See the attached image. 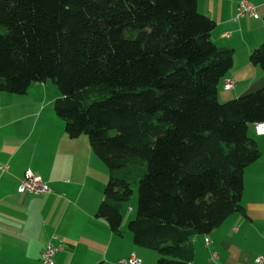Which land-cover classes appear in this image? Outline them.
Listing matches in <instances>:
<instances>
[{
	"label": "trees",
	"instance_id": "1",
	"mask_svg": "<svg viewBox=\"0 0 264 264\" xmlns=\"http://www.w3.org/2000/svg\"><path fill=\"white\" fill-rule=\"evenodd\" d=\"M214 26L197 0H0V92L58 86L66 133L108 170L97 216L120 233L138 184L128 228L157 264L192 261L193 238L244 210L261 156L249 127L264 123V86L219 100L234 55ZM250 59L264 71V42Z\"/></svg>",
	"mask_w": 264,
	"mask_h": 264
},
{
	"label": "crops",
	"instance_id": "2",
	"mask_svg": "<svg viewBox=\"0 0 264 264\" xmlns=\"http://www.w3.org/2000/svg\"><path fill=\"white\" fill-rule=\"evenodd\" d=\"M240 1L197 0L198 10L215 21L212 40L234 55L233 68L219 84L221 102L264 86L263 69L250 59L264 42V0H248L257 6L258 17L237 19ZM227 78L235 79V88L225 89ZM49 88L46 81L33 83L23 95L0 92V165L8 167L0 169V264H41L50 240L61 246L55 264H118L132 253L142 264H157L156 251L135 244L129 218L115 233L97 216L107 167L86 135L71 138L66 133L55 111L56 98H47ZM249 134L261 156L245 169L244 210L192 239L193 264H264L257 262L264 257V133L251 124ZM28 169L53 191L20 194L18 185Z\"/></svg>",
	"mask_w": 264,
	"mask_h": 264
},
{
	"label": "built area",
	"instance_id": "3",
	"mask_svg": "<svg viewBox=\"0 0 264 264\" xmlns=\"http://www.w3.org/2000/svg\"><path fill=\"white\" fill-rule=\"evenodd\" d=\"M244 16H253L258 17V8L252 2L248 0H242L239 2L236 11V18H242ZM236 87V81L233 78H227L225 83V89L231 90ZM259 130L261 133H264V123L258 124ZM2 171H6L8 167L6 165H0ZM18 191L20 194H47L51 193L53 189L50 185L44 181L40 175L34 171L28 169L24 172L23 177L20 179L18 185ZM131 210V208H130ZM211 240L206 238V244L209 245ZM61 246L55 244L53 240H50L42 252L41 264H55V256L60 251ZM264 260V257H258L257 262L261 263ZM118 264H142L141 259L135 254L132 253L128 258L120 259ZM186 264H193L192 261Z\"/></svg>",
	"mask_w": 264,
	"mask_h": 264
},
{
	"label": "rangeland",
	"instance_id": "4",
	"mask_svg": "<svg viewBox=\"0 0 264 264\" xmlns=\"http://www.w3.org/2000/svg\"><path fill=\"white\" fill-rule=\"evenodd\" d=\"M47 83L50 86V88H49L50 90H49L47 98H53V99L58 98V96L61 94L58 86L51 79L47 80ZM133 189H134V194H133L130 202L127 203V205L124 207V209L122 211L124 221H126L127 218H129V220L134 218L135 214H136L137 207H138V200H139L138 184L133 185ZM129 207H133L134 210L131 211ZM127 229H129L128 225H127Z\"/></svg>",
	"mask_w": 264,
	"mask_h": 264
}]
</instances>
